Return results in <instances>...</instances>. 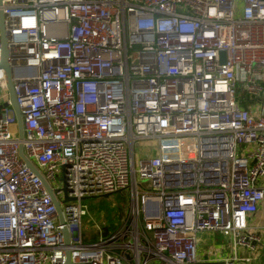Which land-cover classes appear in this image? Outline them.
Wrapping results in <instances>:
<instances>
[{"label":"built area","instance_id":"built-area-1","mask_svg":"<svg viewBox=\"0 0 264 264\" xmlns=\"http://www.w3.org/2000/svg\"><path fill=\"white\" fill-rule=\"evenodd\" d=\"M0 13L23 133L0 30V264H63L64 226L71 264H264V0ZM116 191L127 215L85 242L87 200Z\"/></svg>","mask_w":264,"mask_h":264},{"label":"rangeland","instance_id":"rangeland-1","mask_svg":"<svg viewBox=\"0 0 264 264\" xmlns=\"http://www.w3.org/2000/svg\"><path fill=\"white\" fill-rule=\"evenodd\" d=\"M135 161L139 157V146L134 145ZM89 204V215L82 219L84 222L82 240L96 241L100 232L109 234L120 224V220L127 215L129 208V197L127 192H116L108 197H94L87 200ZM99 223V228L93 223Z\"/></svg>","mask_w":264,"mask_h":264},{"label":"water","instance_id":"water-1","mask_svg":"<svg viewBox=\"0 0 264 264\" xmlns=\"http://www.w3.org/2000/svg\"><path fill=\"white\" fill-rule=\"evenodd\" d=\"M0 30H1V43H2V53H1V61H2V67L4 68L5 71V79H6V87H7V97L9 98V102H10V106L14 112V115H16V122H17V133L18 136L20 138L23 137V133H22V115L20 114L17 102H16V97L14 95V90H13V84H12V79H11V67L8 61L9 58V47H8V43H7V31L5 28V25L3 24V19L0 13ZM19 151V155L21 156V158L23 159V161L25 162V164L32 169L34 172H36L40 178L42 179V182L44 184V186L47 188L50 197L52 199V203L53 205L56 206V210H57V214H58V221L59 223H61L62 225H64V218L62 215V210H61V206L59 205V201L55 198V196L53 195V192L51 190V188L48 186L47 182L44 180V178L42 177L41 173L34 168V166L30 163V161L27 159V157L24 155L21 146H19L18 148ZM116 192H120V191H116ZM116 192H111V193H106L103 194V197H108L109 195L116 193ZM73 198V197H72ZM72 198H68L67 196L64 197L63 201H67V200H72ZM85 199V198H83ZM62 234H63V240L65 241V254H64V258L66 259L65 262L63 264H71V259H70V245H71V241L69 238V231L67 229L66 226L63 227L62 229Z\"/></svg>","mask_w":264,"mask_h":264}]
</instances>
